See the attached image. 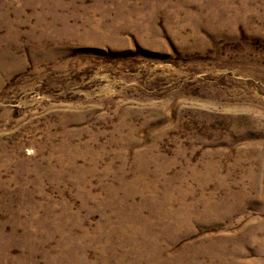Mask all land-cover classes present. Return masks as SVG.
Returning a JSON list of instances; mask_svg holds the SVG:
<instances>
[{"label":"rangeland","instance_id":"1","mask_svg":"<svg viewBox=\"0 0 264 264\" xmlns=\"http://www.w3.org/2000/svg\"><path fill=\"white\" fill-rule=\"evenodd\" d=\"M0 264H264V0H0Z\"/></svg>","mask_w":264,"mask_h":264}]
</instances>
